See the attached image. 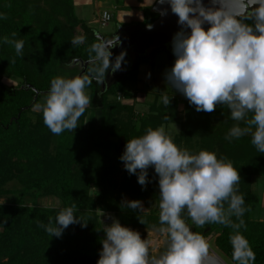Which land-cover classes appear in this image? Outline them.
<instances>
[{
  "label": "trees",
  "instance_id": "1",
  "mask_svg": "<svg viewBox=\"0 0 264 264\" xmlns=\"http://www.w3.org/2000/svg\"><path fill=\"white\" fill-rule=\"evenodd\" d=\"M0 13L6 16L0 20V38H12L16 33L15 39L24 41L23 57L0 42V200L16 198L0 204V264H97L104 239L99 210L136 232L153 231L159 208L140 215L124 206V198L153 203L159 199L158 177L149 167L147 179L151 182L142 187L119 158L127 140L143 135L148 128L165 130L175 123L180 124L179 134L172 139L177 146L195 153L213 151L239 171L238 191L248 209L243 216L246 227L240 231L256 254L255 264H264V217L252 218L260 204L252 189L253 179H264V153L251 144L250 135L232 142L224 139L235 123L226 105L197 112L186 98H171L165 107L158 96L141 116L127 103L133 97L129 87L138 82V61L115 81L108 82L109 69L103 83L88 86L91 103L78 127L55 135L43 123L42 113L33 111L34 105L43 103L54 77L79 75L80 66L88 61L87 48L98 32L77 17L74 0H0ZM144 15V26L159 18L150 8ZM80 34L86 36L84 44L72 46L71 39ZM112 52L110 60L118 54L116 49ZM6 79L12 85L5 84ZM97 113L99 128L95 127ZM11 183L16 187L8 188ZM47 198L59 200L60 206L36 204ZM72 204L84 226L71 224L59 238L38 227ZM189 225L205 239L214 234L215 248L233 264L231 228L196 226L191 221Z\"/></svg>",
  "mask_w": 264,
  "mask_h": 264
},
{
  "label": "clouds",
  "instance_id": "2",
  "mask_svg": "<svg viewBox=\"0 0 264 264\" xmlns=\"http://www.w3.org/2000/svg\"><path fill=\"white\" fill-rule=\"evenodd\" d=\"M156 3H167L180 25L172 39L175 61L165 74L167 85L181 93L197 112H212L217 105H226L235 123L224 139L232 142L250 135L251 144L264 153V0H209L211 6H205L203 0ZM166 13L167 9L161 11V15ZM3 19L6 16L0 13ZM95 35V42L87 48V69L71 78L54 77L44 102L34 105L55 135L78 127L79 118L91 103L85 91L88 86L103 83L109 69L112 73L121 70L124 52L110 60L111 49L120 44L119 37ZM11 36L0 38V42L11 45L16 56L23 57V39H15L16 33ZM85 40L80 34L70 43L77 46ZM161 93V103L166 107L171 97ZM119 159L142 187L151 182L147 169H154L159 214L153 231L164 238V249L153 254L152 241L106 216L112 222L103 226L97 264H206L209 245L202 234L190 229L189 221L196 226L220 224L231 228L233 264H255L256 254L240 231L246 227L243 216L248 209L238 191L239 171L230 160L218 158L213 151L193 153L181 148L163 127L148 128L143 135L127 140ZM124 206L140 215L147 211L139 200L126 201ZM76 211L75 204L62 207L54 219L38 227L59 238L69 225L86 224Z\"/></svg>",
  "mask_w": 264,
  "mask_h": 264
},
{
  "label": "rangeland",
  "instance_id": "3",
  "mask_svg": "<svg viewBox=\"0 0 264 264\" xmlns=\"http://www.w3.org/2000/svg\"><path fill=\"white\" fill-rule=\"evenodd\" d=\"M88 12V11H87ZM78 16L81 18V19H86L88 20V17L92 16V13H89V15H87L88 17H84V15H81L80 14V11L78 10ZM83 16V17H82ZM85 20V21H86ZM109 27H102L101 25L99 26H94V28L98 31L99 34L101 35H106L109 31L108 30H112V29H115L116 27V23L114 21L110 22L109 24ZM154 65L156 68L159 67L160 65V72L161 71H164L162 70L163 68H170V63L174 62L175 61V57L172 53V44H170V49L168 50H159L156 52V56L154 58ZM138 62V61H136ZM146 62L144 61H141L139 62L140 65H144ZM152 66V64L150 65V67ZM145 76V72H142L141 74V77L142 79L144 78ZM163 76V74L161 75V77ZM152 82V83H150ZM154 82V83H153ZM4 83L7 84V85H12L10 83V81H8L7 79L4 80ZM159 86H157V82L156 81H148V83L144 82L142 85H144L143 87H138V85H131L129 87V90L133 93V97L135 96V93H136V90H139L138 93H141L143 94L144 92H149L150 96H153L152 98L146 100L147 104H142V100L143 98H141V94L137 95V102L136 103V111H140L139 113L143 112L145 115L148 113L149 111V107L154 103L155 101V97H158L160 96L161 97V92H164V94H167L169 95L171 98H176V99H179L181 101H184L185 97L175 91V89H171L168 85H167V81H166V78L165 77H162L161 78V82L158 83ZM15 85V83H14ZM138 87V88H137ZM88 88V87H87ZM90 90V89H89ZM158 94H157V93ZM128 101V104H135V98ZM44 99H42V102H44ZM134 100V101H133ZM182 105L180 106V109H182ZM34 112H39V111H36L33 109ZM183 115V114H182ZM180 120H181V114H180ZM182 121V120H181ZM165 133L171 138V140L176 137L179 132H180V124L179 123H175V124H171L170 127L168 129H165L164 130ZM181 148H185L184 146H182ZM190 152H193L195 153V151H190ZM260 183H261V188H260ZM264 185V179H260V178H254L253 179V192L255 191L256 194L260 197V199L262 200V202H260V204L257 206L256 208V211H254L252 213V218L254 220H258L260 217L263 218L264 217V208L261 209V207H263L262 205H264V198H261L262 194H261V190H263V186ZM8 188L12 189L14 187H16L15 183H11L9 185H7ZM157 193L159 194V190L157 191ZM264 195V194H263ZM11 198L12 201H14V198L15 197H8L6 199H9ZM6 199H1L0 200V204H6V203H9L8 200ZM9 199V200H11ZM16 199V198H15ZM126 201H129V198H124V202ZM36 204L40 207H59L60 206V201L59 200H56V199H53V198H47V199H40L36 202ZM158 204H159V199H156L153 203L152 202H149L147 204H144L142 203V206H143V209L144 210H147L146 213H148L149 211H153L154 209H156L158 207ZM27 205H31V203L28 201L27 202ZM259 208L261 210H259ZM256 214H257V217H256ZM102 223H103V226H109L111 224V219H106V216H102ZM190 229L192 230V227H190ZM141 236V238H147L149 239L150 241H152V247L154 249V252L153 254H158L160 251H162L164 249V243H163V240L164 238L162 236H160L159 234L155 233L154 231H139L138 232ZM213 235L209 236L208 238H206V242L208 243L209 245V253L208 254H214L216 256H218L225 264H232L230 261H228L225 257H223L221 255V253L219 251H217V249L215 248L214 246V240H213Z\"/></svg>",
  "mask_w": 264,
  "mask_h": 264
},
{
  "label": "crops",
  "instance_id": "4",
  "mask_svg": "<svg viewBox=\"0 0 264 264\" xmlns=\"http://www.w3.org/2000/svg\"><path fill=\"white\" fill-rule=\"evenodd\" d=\"M155 4H156V0H153V2H152V0H74V7H75V12H76L77 17L80 20H82L84 23H86L89 27L94 28V26L100 25L99 18H100V15L104 11H108L112 14L113 21L116 23L115 29L108 30L109 32L104 36L98 33L99 35H101L105 38L111 37L113 35L116 36L120 28H124L127 26H142L143 27L144 22H145V15H144L145 9L150 8L151 12L156 14L153 10ZM78 10L80 11L81 15H84V17H88L87 15H89V13H92V16L88 17V20H86L85 18L81 19L78 16ZM105 27L107 28V27H109V25H107ZM168 49H170V45L165 47V48L150 49L146 53L145 56L141 57L138 60L139 62L144 61L146 63L144 65L139 66L138 82H137L136 86L138 85V87L141 88L144 86V85H142L144 82L148 83V81H151V80L156 81L157 86H159L158 83L161 82V78L165 77V74L171 69L174 62L170 63L171 64L170 68H163L162 70H164V69H166V70L160 72V70H159L160 65L158 68L155 67L154 58L156 56L157 51L168 50ZM130 52L131 51H129L128 54H130L131 59L134 60L135 57L132 56L133 53H130ZM151 64H152V66L150 67ZM142 72H145V76L143 79L141 77ZM122 74H124V72H122ZM122 74H120L117 77L115 75V73L111 72V76H109L108 82L111 83V82L115 81L117 78L122 76ZM162 74H163V76L161 77ZM150 83H152V82H150ZM85 91H86V94H88L90 96L89 87L86 88ZM138 92H139V90H136L135 96L133 97V99L135 98V104H133V106L135 108V113L143 116V115H145L143 112L139 113L140 111H136V103H138L137 102V98H138L137 95L141 94ZM149 94L150 93L148 91L141 94V98H143V100L141 102L142 104H144V105L147 104L146 100L153 97V96H150ZM100 119H101L100 114L97 113L95 116V127L96 128H99V126H100ZM262 186H263V190H261V194H262L261 198H264V195H263L264 194V185H262ZM260 188H261V183H260ZM254 193L256 194L255 191H254ZM260 202H262L261 199H260ZM262 206L263 207H261V209L264 208V205H262Z\"/></svg>",
  "mask_w": 264,
  "mask_h": 264
},
{
  "label": "water",
  "instance_id": "5",
  "mask_svg": "<svg viewBox=\"0 0 264 264\" xmlns=\"http://www.w3.org/2000/svg\"><path fill=\"white\" fill-rule=\"evenodd\" d=\"M203 3L205 6H211L209 0H203ZM165 9H167V13L161 15V11ZM153 10L159 16L158 20L148 26H127L120 28L116 35L119 37L120 44L112 48L111 52L116 48L118 54L121 52L125 53L124 59L127 60L128 58L125 50L131 49L135 55L143 57L150 49L165 48L172 44L174 34L180 30V25L177 23L178 17L171 12L167 3L163 5L156 3ZM205 28H207V25H205ZM82 67L83 71H85L88 67V63L83 64ZM207 232H209V230L205 233ZM212 235L214 236V234ZM206 264L225 263L218 256L211 253L208 254Z\"/></svg>",
  "mask_w": 264,
  "mask_h": 264
},
{
  "label": "flooded vegetation",
  "instance_id": "6",
  "mask_svg": "<svg viewBox=\"0 0 264 264\" xmlns=\"http://www.w3.org/2000/svg\"><path fill=\"white\" fill-rule=\"evenodd\" d=\"M131 51L130 53H133L131 49H128V50H125L126 52V56H127V60L124 59V61L122 62V65H121V70H118L115 72V75L118 77L120 74H122V72H125L127 68L131 67L132 64H134L136 61H138L141 57L140 56H137L133 53L132 56L135 57L134 60L131 59L130 57V54H128V52ZM118 55V54H116ZM136 60V61H135ZM81 71L79 74H81V72L83 71V67L82 65L80 66L79 68ZM110 76H111V72H110ZM109 77V76H108Z\"/></svg>",
  "mask_w": 264,
  "mask_h": 264
},
{
  "label": "built area",
  "instance_id": "7",
  "mask_svg": "<svg viewBox=\"0 0 264 264\" xmlns=\"http://www.w3.org/2000/svg\"><path fill=\"white\" fill-rule=\"evenodd\" d=\"M113 21V16L110 12L104 11L99 18L100 25L105 27L107 26L110 22ZM118 100H121L120 95L118 96Z\"/></svg>",
  "mask_w": 264,
  "mask_h": 264
}]
</instances>
